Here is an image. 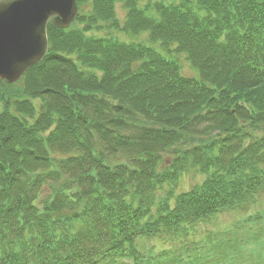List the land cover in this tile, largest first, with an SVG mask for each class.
Instances as JSON below:
<instances>
[{
  "label": "trees",
  "instance_id": "trees-1",
  "mask_svg": "<svg viewBox=\"0 0 264 264\" xmlns=\"http://www.w3.org/2000/svg\"><path fill=\"white\" fill-rule=\"evenodd\" d=\"M140 2L77 0L82 30L49 26L44 60L0 85V264H97L264 194V0ZM99 23L171 55L87 38ZM189 167L201 185L154 198Z\"/></svg>",
  "mask_w": 264,
  "mask_h": 264
},
{
  "label": "water",
  "instance_id": "water-1",
  "mask_svg": "<svg viewBox=\"0 0 264 264\" xmlns=\"http://www.w3.org/2000/svg\"><path fill=\"white\" fill-rule=\"evenodd\" d=\"M76 15V0H0V84L16 83L45 58L48 24L67 29Z\"/></svg>",
  "mask_w": 264,
  "mask_h": 264
},
{
  "label": "rangeland",
  "instance_id": "rangeland-1",
  "mask_svg": "<svg viewBox=\"0 0 264 264\" xmlns=\"http://www.w3.org/2000/svg\"><path fill=\"white\" fill-rule=\"evenodd\" d=\"M182 0H141L139 7L143 10H146L147 6H152L155 2H163L165 4H178ZM189 2H192V5L196 3V0H188ZM87 6V9L85 10V15L92 14L91 11V5L90 3L84 4ZM81 10V6H79ZM90 8V9H89ZM115 17L119 24V27L122 28L123 23L125 21V10L122 8L120 4H117L115 6ZM87 18V17H85ZM75 22V21H74ZM73 27L80 28L82 30L83 26L81 23H74ZM87 38H94V39H107L112 41H118L122 43H134V44H140L144 47L150 48L154 50L155 52L161 54L162 56L168 57L171 55V52L168 53L167 50H164L158 43H153L150 41L147 34H142L139 36H129L126 35L123 32H120L119 30H109L108 26L105 24L100 23L93 27L91 32L89 31L86 33ZM172 50V49H171ZM174 59L178 62L180 66V73L185 78H197V74L190 68L189 64L184 60L183 56L174 55ZM34 106L36 110L39 109V103L34 102ZM2 110L0 106V111ZM163 160H166L163 159ZM170 160V158H169ZM167 161V160H166ZM161 166H167L161 164ZM205 179V175L201 174L198 170H195V168L189 167L188 170L185 171L181 176L178 177L177 180L174 181L172 186H166L165 184L157 187V189L153 192V196L156 200L160 198H165L168 196V193H171L172 195H178L180 193L186 192L191 190L193 187L201 185ZM255 207L248 209V212H254L259 209H264V194H260L255 199ZM240 216L237 215V212H227L223 214H219V216L216 217V221H212L211 223H206L204 221L199 222V225L197 226L198 231L195 232L190 239H188L189 243L192 244V242H197L201 238V234L204 238V233H206V240L210 241L211 234L209 232H213L214 235L217 234L218 231H225L228 228H231L234 225V221H236ZM141 247V250L146 255H152V258L158 257L160 254L165 253L171 249V246L176 245L174 242H172L171 238H168L162 234H159L158 236H153L152 238H143L138 243L137 246H143ZM187 246V245H186Z\"/></svg>",
  "mask_w": 264,
  "mask_h": 264
}]
</instances>
